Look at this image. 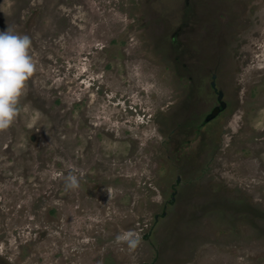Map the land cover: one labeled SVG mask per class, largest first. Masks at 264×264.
<instances>
[{"label": "rangeland", "instance_id": "rangeland-1", "mask_svg": "<svg viewBox=\"0 0 264 264\" xmlns=\"http://www.w3.org/2000/svg\"><path fill=\"white\" fill-rule=\"evenodd\" d=\"M7 28L0 264H264V0H0Z\"/></svg>", "mask_w": 264, "mask_h": 264}, {"label": "clouds", "instance_id": "clouds-1", "mask_svg": "<svg viewBox=\"0 0 264 264\" xmlns=\"http://www.w3.org/2000/svg\"><path fill=\"white\" fill-rule=\"evenodd\" d=\"M31 38L27 34H15L11 29L0 30V130L7 129L18 114V99L24 83L34 71V63L29 55ZM66 189L79 187V178L68 174ZM132 247L138 242L131 234L118 236Z\"/></svg>", "mask_w": 264, "mask_h": 264}, {"label": "bare ground", "instance_id": "bare-ground-1", "mask_svg": "<svg viewBox=\"0 0 264 264\" xmlns=\"http://www.w3.org/2000/svg\"><path fill=\"white\" fill-rule=\"evenodd\" d=\"M224 47V46H223ZM231 50V49H230ZM232 57V56H231ZM247 61V60H246Z\"/></svg>", "mask_w": 264, "mask_h": 264}]
</instances>
